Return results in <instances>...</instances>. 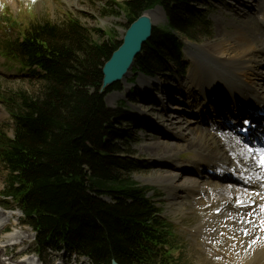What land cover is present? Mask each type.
Instances as JSON below:
<instances>
[{
  "label": "trees",
  "instance_id": "1",
  "mask_svg": "<svg viewBox=\"0 0 264 264\" xmlns=\"http://www.w3.org/2000/svg\"><path fill=\"white\" fill-rule=\"evenodd\" d=\"M191 2L113 1L128 24L156 5L166 14L167 23L153 28L133 70L155 76L169 64L180 66L179 35L193 40L197 29L209 27L205 12ZM119 44L111 35L107 41L89 39L73 18L61 25L29 23L20 36L2 41L8 57L41 79L32 92L2 96L14 122L12 137L0 131L4 197L22 211L39 252L64 248L92 264H168L161 248L171 245V237L146 196L148 188L131 179L141 166L119 124L132 117L108 108L98 92L101 67Z\"/></svg>",
  "mask_w": 264,
  "mask_h": 264
},
{
  "label": "bare ground",
  "instance_id": "2",
  "mask_svg": "<svg viewBox=\"0 0 264 264\" xmlns=\"http://www.w3.org/2000/svg\"><path fill=\"white\" fill-rule=\"evenodd\" d=\"M253 5L264 10V0H245V4L241 0H234L232 29L224 32V27L231 24L221 19L222 28L214 41L195 46V51L192 52L195 65L187 75L185 85L182 87L180 82L175 81V86H161L165 93L158 98L157 105L170 100V93L181 90V102L193 110L190 114L188 112L186 119L183 117L187 115L186 108L175 106V111L171 113L164 108L160 109L158 114L153 115V120L163 127L162 131L172 142L157 140L145 144L144 148L155 155L154 162L159 166H166L169 170L176 169V172L157 175L159 183L168 191L167 203L174 206L172 214L182 213L186 197L194 200L193 207L188 210H207L209 204L227 203V209L222 210L218 216L212 214L200 221L195 227L196 233H217L219 216L232 212L234 214L223 221L233 224L236 232L241 229L245 238L252 241L255 256L264 258V144L261 140L264 125L257 115V107L264 111V71H261L264 70V24L263 29L254 25ZM146 14L152 21H158L164 16L159 7ZM130 73H133L132 66L121 81L128 82L126 77ZM139 82L146 95H149L148 87L157 84L155 78L144 76ZM209 103L214 108L222 105L224 110L217 112L215 109H208ZM244 103L257 109V112L252 113L250 121L257 133L248 135L245 140H238L233 135L229 121L233 119L232 107L235 112L242 109ZM151 110L153 108L148 109ZM235 123L243 126L242 119H237ZM182 148L196 152V157L186 165L187 170L196 172V175H186L185 168L174 159L175 163L167 161ZM165 155L167 157L163 158ZM198 166H202V170ZM204 169L217 171L219 180H213L216 184L210 182ZM204 177L210 183L203 182L206 181ZM223 181L226 183L217 185V182ZM240 201L254 202V207L235 208L233 204ZM4 207L5 204L0 203V230L7 227V221L12 218L10 216L16 215L12 210H3ZM18 224L15 222L14 225ZM5 238L4 247L20 244L24 240L23 233L13 231L6 232ZM23 258L25 260L11 263L0 257V264H33V259L29 256Z\"/></svg>",
  "mask_w": 264,
  "mask_h": 264
},
{
  "label": "rangeland",
  "instance_id": "3",
  "mask_svg": "<svg viewBox=\"0 0 264 264\" xmlns=\"http://www.w3.org/2000/svg\"><path fill=\"white\" fill-rule=\"evenodd\" d=\"M12 1L0 0V46L2 40L7 37L10 39H15L29 22H42L48 20L52 23L61 25L68 18H73L74 20L79 21L80 25L87 30L89 39L98 42L107 41L109 35H111L114 43L120 42L122 40L123 34L128 27L126 16L118 9L115 4H113V1L122 3L123 0ZM193 1L192 7L199 8L208 15L209 28L203 32L204 35H202L201 31L198 30L194 40L187 39L181 35V39L184 41L182 66L186 68L185 73L182 74L178 67H174L172 65L169 71H166L163 73V75L155 78L157 83L155 86L148 87L149 95L144 94L142 86L139 82V79H141L143 75L138 74L133 83H129L128 80L133 78V73H130L126 77L128 82L125 83L121 81L117 83L115 87H111L108 92H105L104 101L106 106L110 109L124 107L122 108L124 111L135 116V123L133 125L128 122H121V124H119L120 128L128 131L131 135L132 142L129 146V150H131L134 159L143 166V169L134 172L131 177L139 185H150L151 188H153V190L150 191L148 195L156 203L157 207L161 208V216H163L170 223L175 222L174 220L179 222L178 226L173 224V230L176 237L178 238V244L173 251V260L171 263L264 264V258H260L258 255L255 256V250L254 247H252V241H250L249 238H245V236L241 233V229H238L236 232V230L233 229V224L223 221L234 214L228 210V212H226L223 216H219L220 218H218L219 221L216 225H218L217 227L219 228L217 229V233H212L209 235L200 233L198 236H194L193 233H190V229H194L200 220H203L204 218L206 219V217L208 218V213H210L211 209L215 207V205H213L210 208V211L207 213H203L202 208H193L191 211L188 209L193 207L192 203H194V200L186 197L187 200L183 202L184 205L182 208V213L172 214L171 211L174 206L167 203L166 198L168 191L162 188L163 185L159 183L160 181L158 180L159 178L157 175L159 173L169 174L170 172H176V169L172 168V170H169L166 166H159L156 162L155 163L157 165H155V155L144 148L145 144L157 140H168V142H172L170 141L171 138H168L162 131L163 127L155 123L153 120V115L158 114L160 109L164 108V110H167L169 113H171L175 111V106L186 108L187 115H183V117L186 119L188 117V112L190 114L193 110L192 107L191 109L187 108V106L181 102V90L170 93L172 96L170 100H166L157 105L158 98H161L165 93L162 91L163 89L161 86H175V81L180 82L182 87L185 85L186 77L192 71L195 65L192 58V52L195 51V46L208 44L209 42L214 41L216 35L220 33L222 28V25L220 24L221 19L223 22L231 24L224 27V32H228L232 29L233 25L231 19L234 16V0ZM241 1L245 4V0ZM253 6V23L255 26L263 29L264 10H260V8L258 9V6ZM255 10L257 11V16L256 12H254ZM255 18H257V20ZM165 20L166 19L163 16L158 21H152L153 26H162L165 23ZM40 83L41 81L39 80L38 76L32 74L28 69L22 68L18 62L8 60L7 58H4L0 55V95L4 94L6 96H11L17 91L32 92L37 87H39ZM222 97H224L226 100L228 99L226 96ZM209 105L211 104H208V109H211L209 108ZM217 107L214 108V106H212L211 110L215 109L217 112L220 110L222 112L224 110L222 105H218ZM149 108H153V110L148 111ZM212 113L214 112L212 111ZM146 120L152 121L150 122L152 125L148 126ZM229 123H231L233 135L238 140H241V137H239L233 130L232 125L234 122L229 121ZM243 127L241 128L243 129ZM12 130L13 122L11 117L6 111L5 104L0 101V131H2L6 136L12 137ZM238 130L239 129H237V131ZM174 155V157L167 161L169 163H175L174 160H176L179 164H181V166L186 167V165L189 164L197 154L194 150H184L182 148L177 150ZM162 157L165 158L167 155ZM6 173L7 170L5 165L0 162V203L5 202L10 207L15 208L16 205L11 200H4L3 197H1ZM204 180L206 181H203L202 179L203 182H209L206 178H204ZM210 182H213L212 184H216V182L213 180ZM217 183H219L217 185H220L226 182L223 181ZM105 199L109 201L108 198ZM261 206L262 203L259 208H261ZM193 210L195 211L194 213ZM203 211L207 210L203 209ZM14 212H16V215L10 216L12 218L9 217L10 219L7 221V227L3 230H0V257L2 260L15 263L16 261H19L17 259H20V257L23 255L17 253V251L20 249L21 253L25 252L28 254L29 258L33 259V264H38L40 260L35 259L34 256H30L33 255V250L35 247L34 235L26 225H20L23 219L21 213L18 210H15ZM15 222H18L19 224L15 226ZM9 226H12L8 229L10 232L13 231L14 233H23L24 237L22 243L16 244L20 246L14 247L10 250L9 248L13 246L9 245V247H4L5 243H3L6 241V238L4 239V235L6 232H9L7 231ZM15 227L16 229H13ZM4 248L6 250H4ZM58 256H63V258L68 261L67 264H89L87 260H80L79 258H76L72 255H63L62 253H59ZM39 257L41 258V263L39 264L58 263V261H53L54 255L52 253H42V255H39Z\"/></svg>",
  "mask_w": 264,
  "mask_h": 264
},
{
  "label": "water",
  "instance_id": "4",
  "mask_svg": "<svg viewBox=\"0 0 264 264\" xmlns=\"http://www.w3.org/2000/svg\"><path fill=\"white\" fill-rule=\"evenodd\" d=\"M145 11L126 28L120 45L101 67L102 79L98 92L119 82L127 73L132 61L141 51L142 45L151 37L152 20ZM111 264H118L112 260Z\"/></svg>",
  "mask_w": 264,
  "mask_h": 264
}]
</instances>
